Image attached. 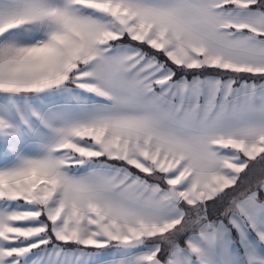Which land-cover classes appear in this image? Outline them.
Wrapping results in <instances>:
<instances>
[{
    "label": "snow or ice",
    "instance_id": "6c2138e0",
    "mask_svg": "<svg viewBox=\"0 0 264 264\" xmlns=\"http://www.w3.org/2000/svg\"><path fill=\"white\" fill-rule=\"evenodd\" d=\"M0 264H264V0H0Z\"/></svg>",
    "mask_w": 264,
    "mask_h": 264
},
{
    "label": "trees",
    "instance_id": "16d2710c",
    "mask_svg": "<svg viewBox=\"0 0 264 264\" xmlns=\"http://www.w3.org/2000/svg\"><path fill=\"white\" fill-rule=\"evenodd\" d=\"M210 208H211V206H210ZM213 215H215V213H213Z\"/></svg>",
    "mask_w": 264,
    "mask_h": 264
}]
</instances>
